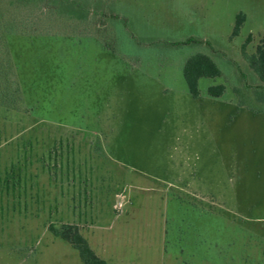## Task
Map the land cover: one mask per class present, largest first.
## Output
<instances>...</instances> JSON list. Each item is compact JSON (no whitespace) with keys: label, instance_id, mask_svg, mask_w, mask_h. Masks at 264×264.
Masks as SVG:
<instances>
[{"label":"rangeland","instance_id":"1","mask_svg":"<svg viewBox=\"0 0 264 264\" xmlns=\"http://www.w3.org/2000/svg\"><path fill=\"white\" fill-rule=\"evenodd\" d=\"M263 35L264 0H0V264H81L61 225L107 264H264Z\"/></svg>","mask_w":264,"mask_h":264},{"label":"trees","instance_id":"2","mask_svg":"<svg viewBox=\"0 0 264 264\" xmlns=\"http://www.w3.org/2000/svg\"><path fill=\"white\" fill-rule=\"evenodd\" d=\"M67 5V4H65ZM70 5V4H68ZM63 7V6H62ZM244 22V16L238 14L235 19V25L232 35L236 36ZM31 31V30H30ZM186 42L185 44L189 43ZM245 59L250 69L255 73L258 80L264 83V35L256 46L254 54L245 55ZM182 75L189 94L196 98L199 95L198 82L200 79H214L220 75V71L210 57L203 54H195L188 58L184 63ZM224 88L221 85L209 87L207 95L211 98H218L223 95ZM235 92L240 96L239 104L241 106L256 107L259 111L264 110L263 106L248 105L238 90ZM48 231L59 240L69 244L78 254L81 264H107L98 258L88 246L86 240L81 236L78 227L72 225H61L59 227L49 226Z\"/></svg>","mask_w":264,"mask_h":264}]
</instances>
